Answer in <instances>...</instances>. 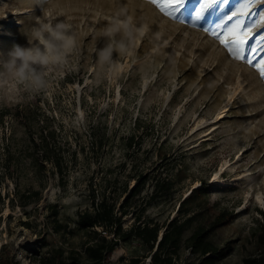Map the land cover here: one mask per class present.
Wrapping results in <instances>:
<instances>
[{
  "label": "rangeland",
  "instance_id": "rangeland-1",
  "mask_svg": "<svg viewBox=\"0 0 264 264\" xmlns=\"http://www.w3.org/2000/svg\"><path fill=\"white\" fill-rule=\"evenodd\" d=\"M235 2L194 22L188 15H165L150 0H55L51 14L78 34L75 52L48 72L47 89L30 95L12 81L0 90V107L8 110L0 126V251L8 260L91 264L84 247L92 232L78 227L77 212L90 207L93 191L119 205L138 180L141 190L130 199L123 228L133 222V212L141 221L165 223L194 189L189 213L200 201L205 210L199 221L232 214L210 236L228 249L221 264L258 255L264 78L246 61L258 64L264 46L256 52L246 47L245 59L237 60L211 34L233 23L216 26ZM121 5L143 34L127 51H114L112 62H101L97 52L106 38L96 39V33ZM45 6L48 0H0V58L27 44L23 30ZM260 10L246 23L259 20ZM168 178L172 189L151 197L155 182ZM147 255L138 240H120L102 264H125L131 257L150 264ZM195 260L183 244L178 264Z\"/></svg>",
  "mask_w": 264,
  "mask_h": 264
},
{
  "label": "trees",
  "instance_id": "trees-1",
  "mask_svg": "<svg viewBox=\"0 0 264 264\" xmlns=\"http://www.w3.org/2000/svg\"><path fill=\"white\" fill-rule=\"evenodd\" d=\"M7 113L8 110L5 107H0V126L3 125ZM41 141L42 144H45L43 146L44 158L50 160L51 158L47 156V141L45 139ZM130 145L131 142L128 143V146ZM53 162L57 166V170L61 172L57 159H54ZM142 183L140 180L136 181L119 205L105 192H102L100 197H96L93 191L90 207L77 212L78 227L92 232V238L84 247V253L90 263L102 264L105 258L112 253L118 241L126 242L133 238L148 249L147 256L150 259V264H178L179 252L183 244L190 255L196 258L195 262H185L184 264H221L228 254V249L215 245L210 236L221 224L232 219V214L221 211L209 223L199 221L198 217L203 215L205 210L200 201L192 203L199 209L189 213L188 203L191 202L194 189H191L185 197L179 200L176 208L177 215L165 223L141 221V215L133 212V222L123 228L122 217L128 214L130 199L141 190ZM173 184V180L169 178L156 181L151 197L169 192ZM127 191L124 188L122 192ZM56 212L54 213L56 214ZM110 234L114 238H107ZM255 237L259 253L254 257H244L243 264H264V219L258 223ZM1 252L0 264H17L8 260ZM125 264H145V261L141 257H131Z\"/></svg>",
  "mask_w": 264,
  "mask_h": 264
},
{
  "label": "clouds",
  "instance_id": "clouds-1",
  "mask_svg": "<svg viewBox=\"0 0 264 264\" xmlns=\"http://www.w3.org/2000/svg\"><path fill=\"white\" fill-rule=\"evenodd\" d=\"M55 0H48V6L41 16L31 17L33 23L23 30L27 44H16L0 58V90L10 82H17L23 92L37 94L49 87L48 72L56 66L67 63V57L75 52L78 34L66 20H58V15L51 14V5ZM143 32L133 18L126 15V7L121 5L113 18L100 28L96 39L106 38L105 46L97 52L101 62H112V53L128 50L137 35Z\"/></svg>",
  "mask_w": 264,
  "mask_h": 264
},
{
  "label": "snow or ice",
  "instance_id": "snow-or-ice-1",
  "mask_svg": "<svg viewBox=\"0 0 264 264\" xmlns=\"http://www.w3.org/2000/svg\"><path fill=\"white\" fill-rule=\"evenodd\" d=\"M159 10L170 17L177 14L191 16L194 22L207 20L211 16H217L231 3V0H150ZM259 11V20L249 25L245 17H251ZM232 21L227 28L224 25ZM217 28H224L222 33L213 31L211 34L219 39L220 43L228 50L229 54L237 60H244V49L251 46L256 52L264 46V0H236L233 7L229 8L224 15L220 16ZM207 31V29H205ZM255 40V44L252 41ZM249 65L257 68L264 78V59L253 65L252 60L246 61ZM217 176H213L215 181ZM259 200V197H257Z\"/></svg>",
  "mask_w": 264,
  "mask_h": 264
},
{
  "label": "bare ground",
  "instance_id": "bare-ground-1",
  "mask_svg": "<svg viewBox=\"0 0 264 264\" xmlns=\"http://www.w3.org/2000/svg\"><path fill=\"white\" fill-rule=\"evenodd\" d=\"M222 113H223V110L219 111L218 114L214 117V119L212 120L213 123H217L219 122L220 118H222Z\"/></svg>",
  "mask_w": 264,
  "mask_h": 264
},
{
  "label": "water",
  "instance_id": "water-1",
  "mask_svg": "<svg viewBox=\"0 0 264 264\" xmlns=\"http://www.w3.org/2000/svg\"><path fill=\"white\" fill-rule=\"evenodd\" d=\"M160 236H161V234H160ZM160 236L158 237V239L160 238Z\"/></svg>",
  "mask_w": 264,
  "mask_h": 264
}]
</instances>
